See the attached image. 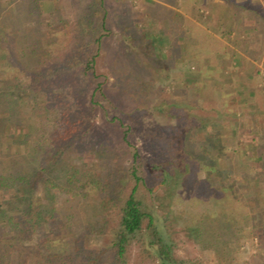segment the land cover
I'll use <instances>...</instances> for the list:
<instances>
[{
	"label": "trees",
	"instance_id": "16d2710c",
	"mask_svg": "<svg viewBox=\"0 0 264 264\" xmlns=\"http://www.w3.org/2000/svg\"><path fill=\"white\" fill-rule=\"evenodd\" d=\"M9 1L12 5L8 7L7 24L6 5L0 0V26L4 33L0 36V264H131L135 250L141 264H187L188 260L176 251L173 223L160 211L159 201L165 196L163 192L169 194L168 199L171 197V186H177L175 173L191 158L197 161H191L188 170L183 171L187 179L197 177L198 169L204 171L205 180L213 182L214 173L220 178L225 149L219 130L210 126L221 119L230 120L218 110L213 113L207 105L199 114L193 112L197 107L189 109L185 100L158 101L152 130L157 133L155 138L162 140L160 148L166 150L165 154L168 152L170 159L142 153L133 146L127 130L122 133L119 147H114L112 132L95 126L94 121L79 124L73 101L65 95L70 92L61 82L76 71L89 79L99 78L97 60L105 37L111 33L105 0L93 1L73 21L52 0ZM119 20L122 24H116L120 32L117 59L124 57L123 65H131L136 71L133 78L150 71L149 81L131 83L132 91L154 86L148 94L164 93L161 82L173 72L171 59L161 54L164 41L147 29L140 32L134 20ZM7 27L14 32H8ZM62 50L64 55L58 57ZM49 59H54L55 64L47 68ZM98 90L104 99L109 97L103 83L98 82L90 100L93 106L102 103L97 100ZM79 92L81 97L86 95L83 88ZM29 102L35 112L33 122L28 113ZM111 102L114 107L119 106ZM119 123L124 125L122 119ZM104 124L114 123L107 119ZM23 129L28 132L20 138L17 132ZM29 132L47 145L45 151H23ZM201 132L210 149L192 146ZM128 150L130 159L126 161L122 155H127ZM232 170L233 166H229L225 187L217 186L228 200L226 205L201 209L205 199L199 197L206 195V189H198L192 203L194 210L190 211L192 219H203L197 226L199 232L222 236L225 232L221 225L227 227L224 226L228 233L233 232L229 214L242 210L245 216L253 217L249 235L263 245L261 197L247 194L250 191H245L246 187H242L241 195L232 193L236 192V182L230 179L237 175ZM244 175V184L257 176L250 172ZM205 180L197 179L199 183ZM255 180L261 181L258 177ZM97 194L101 195L105 210L102 216L80 219L77 213L55 214L59 206ZM206 219L220 222L218 232ZM94 238L100 244L92 245ZM219 243L217 256L224 263L231 249L223 238Z\"/></svg>",
	"mask_w": 264,
	"mask_h": 264
},
{
	"label": "rangeland",
	"instance_id": "374dc122",
	"mask_svg": "<svg viewBox=\"0 0 264 264\" xmlns=\"http://www.w3.org/2000/svg\"><path fill=\"white\" fill-rule=\"evenodd\" d=\"M52 1L54 4L60 5L59 10L68 20L73 21L82 14L85 7L96 0ZM2 4L6 5L4 16L7 24H10L8 7H10L12 3L9 0H3ZM105 4L109 13V20L107 23L109 28L108 30H110L111 33L109 36L105 37L101 54L97 60V72L100 76L96 79H89L76 71L67 80L61 81L62 86L65 84L63 88L67 92H70L65 94L66 96H69L66 98L73 101V113H75V116H77L81 122L79 123L80 125L89 124L94 121L95 126H100L102 129H105V131L112 132V145L114 147H119L122 133L124 130H127L130 133V140L132 141L133 146L140 149L142 153L154 158L159 157L162 159H170L168 152L165 154L166 150L162 151L160 148L162 140L160 138H155L157 133L152 129L156 124L157 111L154 107L158 101H162L163 103L169 99L181 101L180 98L173 96V91L176 87L171 82L172 77L167 76L168 78L166 81L161 82L164 86V93H160V95L158 94L156 96H152L148 94L150 89H153L154 86H147V90L135 93L132 91L133 87L131 83L138 82L140 80L149 81L147 73H150V71L147 70L146 72H143L144 75L140 74V76L133 78L132 76L135 75L136 71L130 67L131 65L128 68L123 65L125 61L124 57L117 59V52L120 49V32L117 25L122 24L119 18L125 17L127 19L134 20L135 25L140 28V32L146 29L147 31L152 32L154 24L152 27L151 25H148L150 20H147L145 13L147 11L151 12L152 18L150 19H155L154 17L157 15L155 7L148 8L146 0H105ZM157 11L159 12V9H157ZM203 14L201 15L202 18L207 17V14ZM157 16L160 17L161 14L159 13ZM199 17L200 16H196L197 21L201 19ZM213 19L219 18L215 15ZM207 20L208 19L205 18V21H203L205 25L208 23ZM7 28L8 32H14L11 28ZM3 35L4 33L0 26V36ZM164 46H166L165 43L163 44L161 51H163ZM69 47H71V45L68 46V49ZM63 51L64 50L60 51L58 57H60V55H64L65 51ZM50 64H55L54 59H49L47 68L50 67ZM258 67L260 76L258 83H264V65ZM76 75L78 78L75 77ZM158 78L159 76L157 79ZM160 81H163V79H160ZM98 82L103 83V88L108 93L109 97L104 99L102 91L98 90L97 100H101L102 103L100 105L98 104V106L97 104L93 106L90 100L92 99V93L97 87ZM81 88L86 91V95L84 97L80 96L79 91ZM72 90L74 93H71ZM217 93L214 91V93H211L210 95L203 94L201 97H197V94H195V100H191L189 97V100L185 101L188 102L190 106L189 109H192V106L197 107L193 108V112L199 114L204 113L203 106L205 105H207L209 109H213V113L217 112V107H224V104L232 106L230 101L218 96ZM42 97L43 95H39V98ZM111 101H115V103L117 102L119 106L114 107V104ZM31 107L32 104L30 103L27 108H30L28 113L31 118L30 120L33 122L35 112L32 111ZM210 114H212V112H210ZM107 119H112L114 124H108L109 126L104 124V121ZM120 119L123 120V126L119 123ZM173 119L175 120V118ZM227 119L230 121L226 120L225 122L221 119L217 124L210 126L215 130H219L220 127L226 123L225 126L228 129L227 132L221 131V129L219 130L221 144L222 146L224 145L225 149V153L222 155V161L224 160L225 163L221 169L222 174L220 178H217L214 173L213 182H211V179L208 178L205 180L206 176L204 171L198 169L197 177L193 176L187 179L183 173L186 169L188 170L191 161H197V158H191L190 163H188V161L184 162L183 169L179 170L178 168V171L175 173L177 178L174 181L177 186H171V197L168 199L167 196L169 194L167 192H163L165 196H161V203L159 201V204L162 205L159 207L160 211H163V213L167 215L173 223L174 233L178 244L176 251L180 257L188 260L187 264H264V244L261 245L258 242L257 237L249 235L253 224L252 215L247 217L245 216V212L242 210H233V213L229 214V218L232 222L234 233H228L225 229L226 226L221 225V230L225 233L222 236L216 235L215 237H212L207 231H198L197 226L201 225L203 219L198 217L194 222V218L192 219L190 213V211L194 210V205L192 203L195 199H197L198 195L195 194V191L198 189H206V195L199 197L202 201L205 199L204 203H202L203 205L201 204L200 206L201 209H214L218 205L223 207L226 205L228 200L224 197V192H222V190H218L219 188L217 186L225 185L229 166H233L232 171L239 175H234L230 179L236 182V184H234L236 192L233 190L232 193L241 195L242 187H246L245 191L248 190L252 193L248 192L247 194L254 196H256V194L260 195L261 204L264 205V160L259 157L256 152L255 142L252 141L256 134H251L249 127H246L244 131H239V127H235L234 125L236 117H228ZM115 124L117 126L114 129ZM25 132H28V130H18V137L23 138ZM27 140V143L22 145L23 151H25V149L28 151H45L47 149V145L43 142H38L35 134L32 132L28 133ZM133 146L130 149H133ZM192 146L196 149H203V147H208L210 149V143L203 139L202 132L195 136ZM118 152L119 155L122 154L120 150ZM122 156V158L124 160L126 159V161L130 159L129 150L127 155L124 154ZM227 159H231L232 162L229 163ZM248 172L251 174L253 173V175L257 174L256 177L261 179L260 183L255 180V177L252 178L253 180L250 178V181H247L248 183L244 184L242 179L245 177L244 174H247ZM197 179H203L205 182L203 181L202 183H199ZM256 185L258 186L256 187ZM223 186L222 188L225 187ZM157 191L158 190L156 188L154 193H157ZM209 192H211L210 196ZM70 213H77L80 219L104 215L105 210L102 205L101 195L97 194L81 198L59 206L55 210V214L58 216H64ZM206 221L210 227L218 232L219 229H217V225H220V222L217 224L216 222L209 221V219H206ZM222 238L229 243V247L231 249L229 254L226 256L224 263L219 261L217 256L218 252L216 251L217 248L220 247L219 245H221L219 240ZM96 244H100L98 238H94L92 240V245ZM131 264H141L136 255V250L134 251L131 259ZM145 264L152 263L146 262Z\"/></svg>",
	"mask_w": 264,
	"mask_h": 264
},
{
	"label": "crops",
	"instance_id": "0c3cea01",
	"mask_svg": "<svg viewBox=\"0 0 264 264\" xmlns=\"http://www.w3.org/2000/svg\"><path fill=\"white\" fill-rule=\"evenodd\" d=\"M146 2L164 16L150 19L152 13H145L148 25L154 24L152 32L166 44L161 54L171 59L173 96L188 101L195 94L218 92L232 103L217 107L219 114L236 117L239 131L249 127L256 134L252 141L264 160V83H258V66L264 65V0ZM225 125L220 129L227 132Z\"/></svg>",
	"mask_w": 264,
	"mask_h": 264
}]
</instances>
